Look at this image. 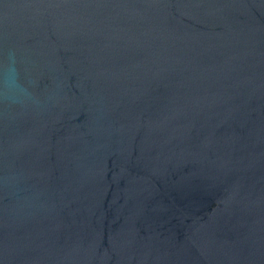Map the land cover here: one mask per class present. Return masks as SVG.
<instances>
[{
	"label": "water",
	"instance_id": "water-1",
	"mask_svg": "<svg viewBox=\"0 0 264 264\" xmlns=\"http://www.w3.org/2000/svg\"><path fill=\"white\" fill-rule=\"evenodd\" d=\"M0 264H264V0H0Z\"/></svg>",
	"mask_w": 264,
	"mask_h": 264
}]
</instances>
